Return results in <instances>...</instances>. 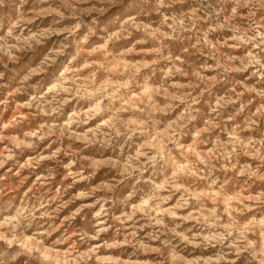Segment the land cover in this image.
I'll use <instances>...</instances> for the list:
<instances>
[{
    "label": "clouds",
    "instance_id": "9594fccd",
    "mask_svg": "<svg viewBox=\"0 0 264 264\" xmlns=\"http://www.w3.org/2000/svg\"><path fill=\"white\" fill-rule=\"evenodd\" d=\"M0 264H264V0H0Z\"/></svg>",
    "mask_w": 264,
    "mask_h": 264
}]
</instances>
